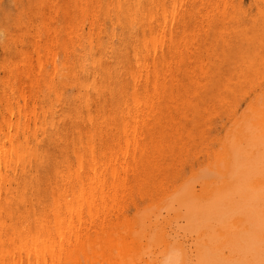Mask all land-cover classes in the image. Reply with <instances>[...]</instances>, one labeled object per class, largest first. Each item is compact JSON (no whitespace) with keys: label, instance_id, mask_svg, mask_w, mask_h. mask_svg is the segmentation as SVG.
I'll return each mask as SVG.
<instances>
[{"label":"bare ground","instance_id":"1","mask_svg":"<svg viewBox=\"0 0 264 264\" xmlns=\"http://www.w3.org/2000/svg\"><path fill=\"white\" fill-rule=\"evenodd\" d=\"M263 72L264 0H0V264H264Z\"/></svg>","mask_w":264,"mask_h":264},{"label":"rangeland","instance_id":"2","mask_svg":"<svg viewBox=\"0 0 264 264\" xmlns=\"http://www.w3.org/2000/svg\"><path fill=\"white\" fill-rule=\"evenodd\" d=\"M262 76H264V72ZM262 80L264 82V77H262ZM257 92H260V88H258ZM239 104L240 107L238 113H241L246 110V102L244 99H241L239 101ZM223 114L224 113H222V108H219V106H217V110H213L209 117V146H213L214 148H217V142L222 141V138L226 133L224 125L227 119L225 118V116H223ZM196 150V152L194 153L195 157H193V159L189 161L187 166H185V171L188 173L189 177H191V175L189 174L191 163H193L195 167L198 166L197 168L199 172H202V170L205 169L206 166L204 164L206 158L204 157L203 151H201L203 150L202 146L199 145ZM200 167H202V169H200ZM205 177L211 178L212 175L209 173V175H206ZM197 188H200V186H198Z\"/></svg>","mask_w":264,"mask_h":264}]
</instances>
